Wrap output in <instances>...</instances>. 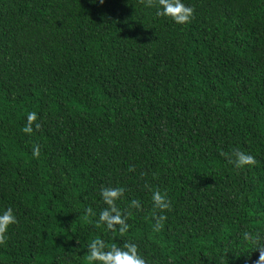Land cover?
<instances>
[{"label": "trees", "instance_id": "1", "mask_svg": "<svg viewBox=\"0 0 264 264\" xmlns=\"http://www.w3.org/2000/svg\"><path fill=\"white\" fill-rule=\"evenodd\" d=\"M184 2L186 25L142 0H0V208L18 221L0 264H85L93 237L149 264H254L240 233L264 236V0ZM233 149L256 163L234 168ZM101 185L141 203L123 236L85 213ZM151 189L171 204L159 232Z\"/></svg>", "mask_w": 264, "mask_h": 264}, {"label": "clouds", "instance_id": "2", "mask_svg": "<svg viewBox=\"0 0 264 264\" xmlns=\"http://www.w3.org/2000/svg\"><path fill=\"white\" fill-rule=\"evenodd\" d=\"M97 2V0H92ZM100 4L104 0H98ZM145 7L155 8V16L170 19L177 25H186L193 17V8L186 4L184 0H142ZM37 113L29 111L25 116V124L21 131L25 134H31L33 127L39 128ZM40 149L38 145H33L31 148L32 157L39 156ZM227 162L234 168L242 169L245 166H251L256 163L255 158L242 150L233 149L228 157ZM132 171L131 166L128 169ZM126 189L123 185H101L99 187V198L104 207L98 211H94L91 207L85 208V213L95 217L94 223L97 226L102 225V231L115 233L117 237L123 236L129 229V224L126 222L132 216V210L140 211L141 203L136 198H131L127 201V205L121 208L119 204L124 200ZM151 208L150 213L153 223L151 229L153 232H159L165 221V210L171 208V204L166 192L159 189H151ZM159 213V214H157ZM17 218L11 206L0 208V245H3L8 239V230L12 225L17 224ZM240 238L244 241L250 250H258V257L254 264H264V236L256 230H243L240 233ZM82 248L86 249L84 256L85 264H149L146 257L138 249V245L131 239H125L118 244L113 238V242L107 244L105 240L93 237Z\"/></svg>", "mask_w": 264, "mask_h": 264}]
</instances>
